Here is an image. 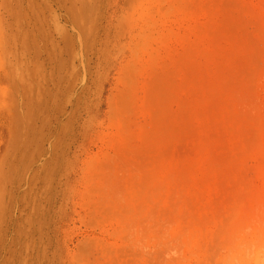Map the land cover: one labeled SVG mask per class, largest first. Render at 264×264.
Segmentation results:
<instances>
[{
	"label": "rangeland",
	"instance_id": "rangeland-1",
	"mask_svg": "<svg viewBox=\"0 0 264 264\" xmlns=\"http://www.w3.org/2000/svg\"><path fill=\"white\" fill-rule=\"evenodd\" d=\"M0 264H264V0H0Z\"/></svg>",
	"mask_w": 264,
	"mask_h": 264
}]
</instances>
